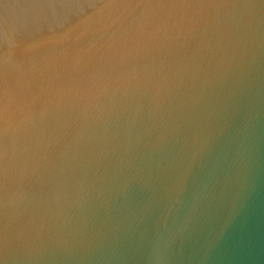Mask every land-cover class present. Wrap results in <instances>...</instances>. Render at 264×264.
I'll return each mask as SVG.
<instances>
[{"label": "water", "instance_id": "obj_1", "mask_svg": "<svg viewBox=\"0 0 264 264\" xmlns=\"http://www.w3.org/2000/svg\"><path fill=\"white\" fill-rule=\"evenodd\" d=\"M0 264H264V0H0Z\"/></svg>", "mask_w": 264, "mask_h": 264}]
</instances>
